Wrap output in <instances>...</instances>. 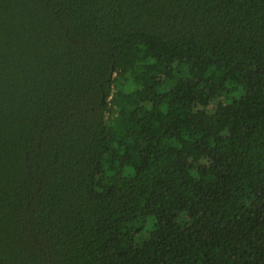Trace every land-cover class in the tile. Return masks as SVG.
Returning a JSON list of instances; mask_svg holds the SVG:
<instances>
[{"label":"trees","instance_id":"trees-1","mask_svg":"<svg viewBox=\"0 0 264 264\" xmlns=\"http://www.w3.org/2000/svg\"><path fill=\"white\" fill-rule=\"evenodd\" d=\"M0 264H264V0H0Z\"/></svg>","mask_w":264,"mask_h":264}]
</instances>
